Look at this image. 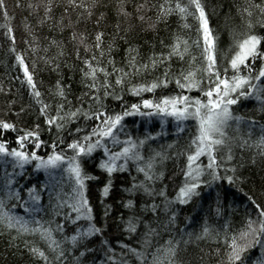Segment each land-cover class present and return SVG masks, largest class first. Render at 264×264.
<instances>
[{"label":"snow or ice","instance_id":"obj_1","mask_svg":"<svg viewBox=\"0 0 264 264\" xmlns=\"http://www.w3.org/2000/svg\"><path fill=\"white\" fill-rule=\"evenodd\" d=\"M15 4L19 7L20 0ZM110 5L117 21L113 33L106 32L104 24ZM234 7L238 29L230 30L228 48L220 49L205 0H28L29 15L35 13V23L28 17L23 23L32 38L31 43L24 41L33 54L29 66L27 53L17 50L5 0H0L5 52L14 57L45 128L53 133L46 141L40 124L25 127L0 118V228L8 234L9 247L25 249L37 264H65L69 257L71 264H192L187 245L205 240L222 245L211 249L217 257L214 264H264V204L250 194H246L250 206L239 230L228 221L216 227L205 219L195 234L185 232L183 225L180 235L173 232L175 205L198 199L201 186L223 181L239 187L241 177L236 173L243 163L235 149L251 150L252 163L257 155L264 157V32L258 30L264 29V0H242ZM173 16L179 30L172 32L169 43L161 39V51L153 45L146 57L138 59L139 46L129 43L127 34L138 24L141 31L155 30L160 23L166 26ZM42 28L53 33L45 37L44 51L55 49L53 56L40 57L45 64L59 72L60 60L69 55L68 45L79 62L85 90L75 97V105L70 85L62 83V77L50 89L56 98L54 107L37 87L40 38L35 33ZM121 31L125 35L120 36ZM117 40L127 45L122 65L113 56ZM173 58L180 62L178 71L173 70ZM141 74L145 78L133 83L132 78ZM169 84H174V91L155 94ZM194 90L198 94L193 95ZM125 92L136 99L126 101ZM108 97L120 107L106 104ZM247 100L256 102L255 109L241 111V103ZM128 117L141 118L151 130L134 136L125 122ZM156 118L161 126L173 121L172 131L178 136L187 129L186 146L170 156L162 147L153 148L154 138L165 131L155 128ZM73 122L76 126L69 127ZM66 131L71 138H66ZM175 145L173 141L168 147ZM179 156L184 157L182 178L169 196L163 185L164 161ZM89 161L95 163L92 172L86 167ZM96 170L104 176L99 189L104 198L114 189V174L127 173L128 179L120 185L117 203L122 211L115 216L119 233L115 237L105 235L112 204H103V220L93 214L88 182L99 179ZM37 172H43L44 179L33 182ZM221 198L218 191L217 216L222 214ZM17 206L23 214L15 211ZM28 236L40 243L25 239ZM208 255L203 250L199 264Z\"/></svg>","mask_w":264,"mask_h":264},{"label":"trees","instance_id":"obj_2","mask_svg":"<svg viewBox=\"0 0 264 264\" xmlns=\"http://www.w3.org/2000/svg\"><path fill=\"white\" fill-rule=\"evenodd\" d=\"M28 0H20V6L17 7L15 0H5L9 16L11 17L10 23L13 27L14 34L16 36V47L18 51L26 52L25 57L26 62L31 66L33 54L32 50L28 48L25 44V39L32 42V38L27 36L23 28L24 17H28L33 23H35V13L29 15V10L26 8ZM242 0H205V4L209 10L210 23L214 27L215 31L218 33V47L220 49H227L229 43L231 42L230 30H233L234 27L238 29L237 21L238 16L236 15V8L234 5L241 3ZM57 14L59 9L56 10ZM4 19L0 16V23H3ZM116 17L111 11V5L108 10V17L104 22L106 26V32L113 33L114 29L112 27L115 24ZM89 31L92 29L91 23L87 25ZM123 28V25H121ZM142 25H136L133 32L127 34L129 43H134L139 46L140 58L147 56L148 52L152 50V46H155L156 51H161L160 40L163 39L164 43L167 44L170 41V37L173 31H178V21L175 16L171 17L165 26L164 23H160L156 26L155 30L141 31ZM261 32H264V29H258ZM3 29H0L2 32ZM67 31V30H66ZM40 39L37 41L40 44V48L36 53V70H35V80L37 87L40 89L43 99L45 102L52 100L53 107L56 102V98L51 94L50 89L55 86V82L58 78L62 77V83L70 85L69 95L73 100V105H75V97L79 96L81 91H84L83 85L80 83V72L78 70L79 62L71 55V45H68L69 55L60 60L59 72L53 71L51 65H47L40 59L43 55L53 56L55 49H50L47 53L44 51L43 45L47 43L45 37L52 36L53 33L50 29L42 28L35 33ZM60 33H55L57 38L60 37ZM120 36L125 35L123 31L119 33ZM191 35H195L193 31ZM65 40L67 39L66 33L64 34ZM107 40V36L105 37ZM91 40V36H89ZM7 44L4 41V37L0 35V118L12 119L16 121L18 125H24L25 127H30L34 122L40 124L41 128L44 129L42 133V139L50 141L53 133H50L44 125L43 116L39 114V105H37L31 93L26 88L25 84L22 83L20 77H22V72L18 69V66L13 64L14 57L11 54L5 52ZM127 45L120 40H117V48L113 50V56L121 65L123 64L124 59V49ZM81 52L83 50L81 49ZM70 61L76 67H69L65 61ZM173 70L178 71L180 62L173 58ZM162 71V69H160ZM145 78L144 74H141L140 77H133V83L136 79L143 80ZM174 84H169L166 89L157 90L156 95L167 94L168 92L174 91ZM119 91V89H117ZM193 95L198 94L195 90L192 92ZM145 95H150L145 93ZM124 99L126 101H133L136 97H133L131 93L125 92ZM8 101H12V104H8ZM105 103L111 106L115 104V107L118 109L120 104L112 101L111 97L105 99ZM255 101L247 100L240 105V110L245 109L254 110ZM85 106L87 102L85 101ZM67 107V105H65ZM17 109H23V112L17 113ZM126 124L128 130L134 135H141L145 131H149L146 125L141 121V118H126ZM150 123L152 121H149ZM173 121L170 119L163 126L159 124L158 118H156L154 126L159 129L164 128V133L160 137L154 138L152 147L159 150L161 147L166 151L169 156L172 151H179L180 147L186 146L187 138L189 132L186 129L182 135H177L173 128ZM188 127H191V122H186ZM75 123L69 125V127H75ZM55 130L53 129V132ZM66 138H71V134L67 131L64 133ZM12 134L9 133V139L11 141ZM173 141H176V145L172 148H169L168 145ZM63 147V145H61ZM236 158L241 159L243 166L238 168L237 175L241 177V180L237 182L236 185H228L223 181H217L215 184L209 185L207 187L201 186L203 189L201 196L194 200L190 201L186 205H175V210L177 212V224L173 228V232L176 235H180V226H184L185 232H192L195 234L202 222L207 219L208 222L216 227H220L225 221H228L231 225V228L234 230H239L245 219V211L250 206L247 200V195L250 194L257 199L258 202L264 204V157L257 155L255 157V162H250L252 160V151L249 149H244L241 151L237 148L235 149ZM42 154H46V150L42 151ZM99 155V153H97ZM206 162V160H205ZM184 165V157H172L164 161L165 176L163 185L166 186V191L169 196L175 194L174 189L179 186V182L182 178V171ZM88 171L92 172L95 169V163L89 161L86 164ZM29 171L31 169L29 168ZM95 174L99 177L98 180L89 181V198L90 202L94 208V216L97 220H103L101 213L103 211V204H112L113 213H111L107 220V229L105 235L107 237L118 236L119 233L116 231V220L115 216L119 214L122 209L118 205L117 201L120 199V185L128 179L127 173H115L113 178L114 189L110 192L107 198L101 197L99 195V189L101 183L104 179V176L96 170ZM27 175V173H25ZM171 177V179H169ZM44 179L43 172H37L34 174V180L42 181ZM159 183V182H158ZM243 189V191H240ZM222 193V198L220 201L221 205V215L217 216L215 209L217 207L216 203V193ZM47 198L45 197V204ZM50 210V209H49ZM15 211L23 214V209L17 208ZM44 218L47 219L48 216L45 213ZM56 219H60L56 217ZM165 236L168 235L167 232L164 233ZM28 240H36L37 243H40L35 237L28 236L25 237ZM95 243V241H94ZM135 246V245H134ZM215 247H221L222 245L219 242L213 243L212 241L205 240H193L190 241L187 245V257L191 258L192 264H199V257L202 254L203 250H207L209 255L204 261V264H214V261L217 259L216 256L211 254V249ZM95 255V253H93ZM65 255H69L65 253ZM250 255L254 258L257 253L253 250ZM186 257V258H187ZM98 258V257H97ZM0 264H37L36 261L31 260L27 252L23 248L19 247H9L8 246V234L0 228ZM65 264H71V259L65 261Z\"/></svg>","mask_w":264,"mask_h":264}]
</instances>
